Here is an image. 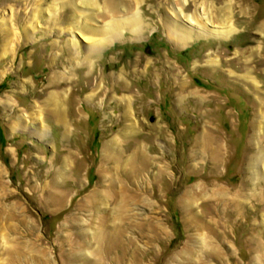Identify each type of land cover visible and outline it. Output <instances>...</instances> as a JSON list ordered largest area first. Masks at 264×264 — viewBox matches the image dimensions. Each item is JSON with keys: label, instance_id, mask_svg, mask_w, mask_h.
<instances>
[{"label": "rangeland", "instance_id": "obj_1", "mask_svg": "<svg viewBox=\"0 0 264 264\" xmlns=\"http://www.w3.org/2000/svg\"><path fill=\"white\" fill-rule=\"evenodd\" d=\"M96 1L0 0V264H264V0Z\"/></svg>", "mask_w": 264, "mask_h": 264}, {"label": "bare ground", "instance_id": "obj_2", "mask_svg": "<svg viewBox=\"0 0 264 264\" xmlns=\"http://www.w3.org/2000/svg\"><path fill=\"white\" fill-rule=\"evenodd\" d=\"M81 1H82V4H84L86 7L91 8V9L94 6L99 4V3L97 4L96 0H81ZM138 1H141V0H132V1H127L125 3L120 2V0H105L107 11H105L106 13L103 15V17H107V16L110 17L111 15H115L116 16L117 14H119V12H121V11H119L118 8H119V5L121 3L125 6V10L123 9L125 11V14L122 11L121 14H124V15H122L121 18H116V19L112 18L111 19V17H110V20L108 21V23L105 24L104 27L102 26L101 28L100 27H94L92 25L86 24V26L84 27V30L86 32H88V34H90V36L102 37V39L99 40V42H94V44H91V46L89 48V52L87 53V55L95 54L97 49H99L100 47H102L104 45L103 41H105V39L108 40V36H112V37L113 36L114 37L115 36L116 37L120 36L121 34H123V32H124L123 30L125 28H129L130 31L134 35H140V32L143 30V19L141 18L140 15H138L139 13H137V12L134 13V10H132V12H131V7H132V5H134L133 3H136V5H137ZM64 3L70 4V5H73V6L75 4V3H73V0H64ZM98 7H99V5H98ZM186 9H188V8L185 5L182 4L181 7H180L181 13H185ZM35 15H36V13H35ZM92 15H95V13L92 12ZM187 15H185V17H188V19L192 23L196 22L199 26H201V24H202V26L204 25V27L206 26V21L204 23H200L198 21L199 19L202 20V21L204 19L197 12H194L192 15H190V14L188 16ZM177 16H179L178 13H177ZM73 18H75V16L72 15V17L70 18L71 19L70 20V24H74L75 21L77 22V20H75ZM209 19H210V21L212 23H214L215 19L208 18L207 20H209ZM167 24L169 25L168 26V30H169L170 37L173 38L174 41H177L179 43H181V42L182 43H186L189 40H193L196 35L208 36V34H209L207 29L203 30L201 32L200 31L195 32V30L192 27H189V26H187V28L186 27H181L179 24L176 23V21L175 22H171L170 21ZM205 31H207V32H205ZM232 32L233 31L231 29L225 30V33H227L229 35ZM87 57H89V56H87ZM52 100L54 101V97L52 98Z\"/></svg>", "mask_w": 264, "mask_h": 264}]
</instances>
